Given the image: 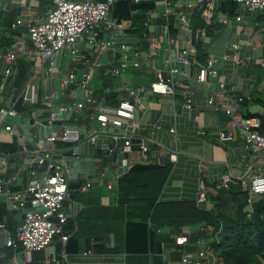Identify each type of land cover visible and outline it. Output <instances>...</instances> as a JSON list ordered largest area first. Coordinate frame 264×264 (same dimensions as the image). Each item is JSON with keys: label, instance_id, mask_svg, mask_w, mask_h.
<instances>
[{"label": "crops", "instance_id": "0c3cea01", "mask_svg": "<svg viewBox=\"0 0 264 264\" xmlns=\"http://www.w3.org/2000/svg\"><path fill=\"white\" fill-rule=\"evenodd\" d=\"M52 7V0H0V29L5 31L10 24L17 19L23 22H42L45 20ZM218 8V3H217ZM219 10V9H218ZM220 11V10H219ZM228 13L220 12L218 18L223 19ZM227 22L217 21V30L210 36L211 40L206 45L205 52L207 60L213 61L216 73L207 75L206 84L196 79L198 66L195 57L197 56L196 43L179 37L172 32L173 40L168 42L165 34L164 22L161 18L152 15V29H149L148 39L154 44H148L147 49H141L139 42L136 46L138 54H147L149 59L160 65V54L170 52L173 57V64L179 69V73L173 76L175 82L174 98L169 94H157L148 89L150 83L155 80L154 73L147 65L130 64L129 68L120 75L110 76L103 73V69L94 67L91 70L89 87L94 91L98 101L103 104H110L112 100L129 97L126 88L144 86L136 102L133 118L127 120L119 127L108 125L101 132L96 142L89 139L93 128L98 127L94 110L89 113L80 112L73 119H65L63 126L75 127L78 130L79 140L68 148H58L66 160L68 170V183L75 185L81 182V186L70 188L75 190L71 197L63 204V211L67 216L64 225L65 234L69 235L67 243L56 237L47 247L29 251L21 247L12 248L6 244V233L0 230V264H132L133 256L126 253L119 247L114 233L105 232L97 224L108 226L112 223L118 224L126 219V208H121L117 182L121 175L126 172H119L117 154L127 152V164L129 168L136 163L167 166L171 169L166 182L159 194L160 202H186L196 204L199 190L205 192V200L198 205L208 210H215L220 196L230 197L226 191L215 189V182L224 173H228L236 179L247 180L253 173L264 172V149L254 151L243 139L241 131L230 125L227 115L214 106L206 104V98L214 95L220 89L219 84H225L227 91L215 102L220 106L237 107L242 113L246 109L250 112L252 108L259 105L254 103V96L264 94V65L260 60L264 58V9L246 10L238 6L234 15H229ZM240 17L239 20L236 17ZM123 29L117 30L121 34V40L134 42L139 34L131 32V22L121 21ZM17 33L26 36L25 26L17 28ZM203 43V42H202ZM194 47L193 53H189L187 67L177 60L180 50ZM236 46L234 48L233 46ZM79 52L72 62L70 52L61 50L54 56L55 67L49 71L39 61L29 63V67L22 73V85L18 87L17 77L20 75L19 64L17 74L14 78H8L3 85L0 80V113L16 110L17 104L37 105L32 107L30 113L17 110V114H24L34 117L39 115V110L48 112L40 117L48 116L49 110L44 106L43 101L50 92V87L59 88V82L73 65L76 66V74L79 78L93 61L102 62L112 66L118 61V54L104 52L97 54L86 42L77 44ZM1 48V47H0ZM4 49V48H2ZM205 64V65H206ZM204 66V65H201ZM4 63L0 61V74ZM38 70L34 75V71ZM27 84L29 86L27 87ZM2 86V87H1ZM77 87L72 92L66 91L56 102L55 108L68 104L72 99L78 97ZM69 92V93H68ZM189 93L192 97L193 106L190 110L184 107L182 93ZM115 95L112 99L106 96ZM244 96L249 105H243L237 101L239 96ZM21 98V102L19 101ZM130 98V97H129ZM251 113V112H250ZM13 125L10 122L3 123L0 119V139L10 142L16 140L21 151L8 154V167L5 172L0 173V180H11L14 189L26 186L30 181V172L39 171L36 166L30 165L26 160L27 154H35L38 149L28 143L21 129L19 136L9 135L5 131V125ZM61 128V127H60ZM228 129L232 138L226 141L218 139L221 130ZM173 130V131H171ZM29 137L35 140L37 146L42 142L38 140L37 130L32 127L29 130ZM121 135L115 148L110 150L109 145L114 142L113 136ZM130 140V147L123 148V141ZM47 145V141H43ZM147 146L146 157H142L141 146ZM41 149V148H39ZM76 149V152L67 153L68 150ZM176 158L172 159L171 155ZM91 159L93 166H103L104 174L98 177L97 181L88 182L81 174L70 171L75 160H81L80 166ZM104 161V164H103ZM91 183L89 187H85ZM244 193L238 197H247L251 204L259 197L251 193L247 187L242 188ZM261 196V195H260ZM20 209H13L11 203L0 196V222L5 223V229L14 234L17 225L23 219ZM157 233L168 235L172 241L165 242V252L168 260L177 262L178 250L176 249L175 238L182 236L184 231L195 232L196 226H183L179 230H171V227H158ZM120 241V238H118ZM200 240V239H199ZM163 244V243H162ZM68 247V250L66 249ZM66 255L63 256V252ZM162 246L159 253L163 263ZM209 258V264L213 263ZM164 264V263H163Z\"/></svg>", "mask_w": 264, "mask_h": 264}, {"label": "built area", "instance_id": "2783aa9c", "mask_svg": "<svg viewBox=\"0 0 264 264\" xmlns=\"http://www.w3.org/2000/svg\"><path fill=\"white\" fill-rule=\"evenodd\" d=\"M134 3L153 2L154 8L149 10L145 18V26L152 29V15L157 20L161 18L164 22L166 39L168 42L173 40L172 32H176L179 37L187 39L190 44L201 41L208 43L211 37L203 30H195L192 23V13L197 10L200 13L206 27L219 22H227L229 15H225L223 19H219L220 11L217 8L219 1H233L246 10L264 9V0H131ZM117 0H52V7L46 18L42 22L32 21L23 22L17 19L11 24L10 29L14 31L13 42L8 49L0 48V61L4 63V68L0 74L1 85L10 77L14 78L17 74L18 57L23 55L31 62L39 61L49 71L55 67L54 56L56 52L66 50L71 54L72 62H76L75 58L79 52L77 44L86 42L93 48L97 54L111 52L118 54L116 64L109 66L108 64L93 61L88 64V68L77 77L76 66L73 65L67 74L60 79L59 88L55 89L51 85V89L46 99L43 101L44 106L51 111L55 108L54 103L66 91L72 92L74 87L84 89V101L76 102L71 98L68 104L60 105L57 109L60 112L74 111L75 113L94 110L98 127L93 128L89 139L96 142L102 131L108 125L119 127L127 120L133 118L134 109L139 95L146 90L144 86L126 88V93L130 97L119 98V104L108 105L98 101L94 95V91L89 87L91 70L96 68L103 69L106 75H120L125 72L131 63L134 65H147L154 73L155 80L148 87L153 93L169 94L174 98L175 82L173 76L179 73V69L173 64V57L170 52L160 54V65L153 63L147 54H138L137 44L139 42H147L153 45L147 36L136 39L134 42L121 40V34L117 30L123 29V23L111 17V11L115 7ZM135 10L131 11L134 14ZM237 20L240 17H236ZM25 26L26 36L17 33L18 26ZM3 32L0 29V37ZM236 48V46H233ZM194 47L180 50L177 60L187 67L189 61L187 56L193 53ZM264 65V58L260 60ZM38 70L34 71V75ZM216 70L213 61H208L204 66H198L196 79L200 83L206 84L207 75H214ZM29 84H27V87ZM220 89L214 92V95L206 98V104L214 106L216 110L221 111L229 118L231 126L238 128L245 143L252 150L257 151L264 149V136L260 134V119L257 116H245L233 105L220 106L215 102L216 98L221 97L227 91L225 84H219ZM2 87V86H1ZM68 92V93H69ZM184 107L190 110L193 106L192 97L189 93H182ZM243 96V95H242ZM242 97L239 96L237 101L240 103ZM50 113V112H49ZM49 116V114H48ZM5 131L9 135L19 136L20 131L16 125H5ZM173 131V130H171ZM121 137L119 134L113 136L114 143L118 142ZM232 138L228 129L219 131L218 139L226 141ZM47 145H43L41 149L35 153L38 156L37 168L39 171L32 170L30 172L31 181L20 189H14L11 186V180H0V196H4L11 203L13 209H21L27 200L37 199L45 208L44 211H34L24 214L23 219L16 227L14 234H10L5 229V223L0 222V230L5 231L7 239L6 244L12 248L21 247L29 251L41 250L49 246L56 237H58L65 245L69 239V235L64 232V225L67 216L63 211L64 201L68 198V170L63 166V154L58 148L57 142L75 143L79 140L78 130L71 126H61L58 132L49 133L45 139ZM130 147V140L123 141V148L119 150H127ZM113 150V149H110ZM147 146H141L142 157H146ZM172 159L176 156L171 155ZM7 155L0 154V173L5 172L8 167ZM45 172L44 176H37V173ZM231 184L240 185L242 188L247 187L248 190L255 195H264V172L253 173L247 180L236 179L228 173H224L215 182L216 190L228 189ZM91 183H87L84 188L89 187ZM206 198L205 192L199 190L196 202L200 205ZM188 237L182 235L175 238L176 245H184ZM200 245L192 253L182 252L181 259L176 263L168 260L165 252L164 243L162 244L161 257L164 264H209V258H213L216 262V254L209 244H204L203 240H199ZM66 251L63 252V256Z\"/></svg>", "mask_w": 264, "mask_h": 264}, {"label": "trees", "instance_id": "16d2710c", "mask_svg": "<svg viewBox=\"0 0 264 264\" xmlns=\"http://www.w3.org/2000/svg\"><path fill=\"white\" fill-rule=\"evenodd\" d=\"M154 8L153 2L134 3L131 0H117L111 11V17L118 21L131 22V32L138 33L144 37L149 34L145 26L146 14ZM220 12L234 15L238 4L233 1H219ZM135 10L134 14L131 11ZM195 30L203 29L209 36L217 30L218 25L213 24L206 27L200 18V13L194 10L191 16ZM8 27V32L1 29L3 35L0 37V47L8 49L13 42V33ZM141 49H147L148 44L142 42ZM206 45L201 41L196 43L197 56L195 60L200 65H205L207 54ZM20 75L17 77V85H22V73L28 69V61L21 55L18 57ZM110 76V75H108ZM115 95L106 96L112 99ZM244 106L249 101L241 96ZM254 103L259 105V111L250 113L247 109L245 116H257L260 119L259 132L264 136V94L254 96ZM36 105L17 104L16 110L21 113H30ZM60 148H68L72 145L69 142H60ZM18 144L16 140L10 142L0 139V154L8 155L16 153ZM104 164V161H103ZM171 166H158L144 163H136L129 170L121 175L117 182L119 202L121 208H126V219L108 226L97 224L105 232L114 233L119 247L126 253L133 256V264H163L159 253L162 243H171L172 239L163 233H157L158 227H171V230H179L183 226H196L195 232H182L181 235L188 237L184 245H173L178 250L177 261L181 259L182 252L192 253L200 245L199 239L204 244H209L216 254L215 264H264V195L251 204L249 216L247 213L238 219H232L222 214L214 213L215 210H208L196 204L182 203L176 201L160 202L159 194L169 175ZM81 182L75 185L68 183V189L80 187ZM226 190L232 196L243 192L240 185L231 184ZM247 198V197H246ZM212 226V228L210 227ZM201 237H209L201 239ZM120 238V241L118 240ZM68 250V247L66 248Z\"/></svg>", "mask_w": 264, "mask_h": 264}, {"label": "water", "instance_id": "95a60500", "mask_svg": "<svg viewBox=\"0 0 264 264\" xmlns=\"http://www.w3.org/2000/svg\"><path fill=\"white\" fill-rule=\"evenodd\" d=\"M58 53V52H57ZM78 97L75 100L76 102H83L84 101V89L78 87L77 92ZM21 102V98L19 100ZM111 105L117 106L119 104L118 100H112L110 101ZM258 107L255 106L250 110V112L253 114L256 111ZM74 111H69L67 113L60 112L57 108H54L50 111L49 116L40 117L39 115L35 114L34 117L27 116L24 114H17L16 110L12 108L9 111H2L0 113V119H3V123L10 122L13 125L19 126L21 129L23 135L25 136V139L28 143H30L34 149H39L43 147V141L48 137L49 133H56L59 131L60 127L63 125V122L65 119H73V117L76 115ZM35 127L37 130V136L38 140L42 143L37 146L35 140L31 139L29 137V130ZM22 146H18V150L21 151ZM110 149L115 148L114 142L109 145ZM76 152V149H70L67 151V153H73ZM127 152L122 151L119 154H117V162L119 164V172H127L128 171V164H127ZM38 156L36 154H27L25 156V160L32 166H37ZM81 160H75L73 162V165L70 169L71 172L77 174H81L83 176V179H85L88 182L97 181L98 177H101L104 174V167L103 166H93L91 164V159L86 160V164L84 166H80ZM63 166H66V160H63L61 162ZM45 172H39L37 173V176H44ZM75 192V190H68V197L70 198L71 195ZM45 208L41 205V203L37 199H31L27 200L24 204V206L20 209L19 213L20 215L26 214L28 212H34V211H44Z\"/></svg>", "mask_w": 264, "mask_h": 264}, {"label": "rangeland", "instance_id": "374dc122", "mask_svg": "<svg viewBox=\"0 0 264 264\" xmlns=\"http://www.w3.org/2000/svg\"><path fill=\"white\" fill-rule=\"evenodd\" d=\"M39 110V115H44L48 111L47 110ZM222 193H226V190H221ZM248 199L246 197H238V196H220L218 198V204L215 208L214 213L222 214L226 217L232 218V219H238L242 217L244 214L247 213V216H249V212L251 208L248 205ZM212 228V226H210ZM206 238L207 240L209 237H201V239ZM133 264V263H132Z\"/></svg>", "mask_w": 264, "mask_h": 264}]
</instances>
